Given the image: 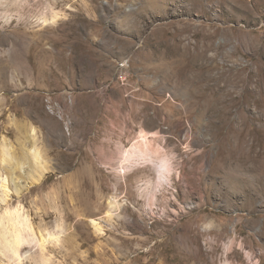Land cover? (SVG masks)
<instances>
[{"label": "rangeland", "instance_id": "obj_1", "mask_svg": "<svg viewBox=\"0 0 264 264\" xmlns=\"http://www.w3.org/2000/svg\"><path fill=\"white\" fill-rule=\"evenodd\" d=\"M32 131L0 214L60 238L0 264H264V0H0V158ZM141 131L155 196L117 171Z\"/></svg>", "mask_w": 264, "mask_h": 264}, {"label": "bare ground", "instance_id": "obj_2", "mask_svg": "<svg viewBox=\"0 0 264 264\" xmlns=\"http://www.w3.org/2000/svg\"><path fill=\"white\" fill-rule=\"evenodd\" d=\"M50 21V19H47L46 17L44 18L45 23H49ZM30 135L31 145L30 147H28L25 155L23 154L21 156H16L11 149L12 147H10L6 141H3V144L1 146L0 162L6 165L10 173L17 169H21L27 161H29L30 164L35 167V169L36 167H41L42 170L44 169V163L42 160L40 161L41 153L37 146L35 134L33 132ZM139 135V139L136 140L131 147L125 149L122 152V161L124 162L121 165V168L117 171L119 174H125L129 169L137 166L138 164H152L154 170L158 174L157 181L146 180L144 187L140 186V188L142 193L147 195L152 194L153 196H155L157 188L163 185L164 180L166 181L165 183L168 186H171L172 182L170 175L172 174L173 166L169 156L163 152V148L160 146V144H156L153 140H151L146 132L141 131ZM41 169H39V171H41ZM33 178L35 181L40 177ZM9 180V177L2 175V172L0 170V190H2V196H0V200H7V197L10 194V189L8 186ZM164 200H166V198ZM118 201L119 200L115 196H111V198L109 199L110 207L113 209V207L120 206V203ZM93 222L97 230L102 229V226L98 221L94 220ZM31 223L32 222L30 221L29 217L25 212L22 211L21 206H17L14 208L6 207L0 214V253L18 262L23 257L22 246L24 244L36 241L38 242V245L41 247V249H43L46 243L45 241L59 240V234L61 233L60 231H58L59 229L56 232H48L45 236L38 238ZM61 231L63 230L61 229ZM39 259L42 260V264H47V261L44 258L43 254H41V257ZM226 264L229 263L227 262Z\"/></svg>", "mask_w": 264, "mask_h": 264}]
</instances>
